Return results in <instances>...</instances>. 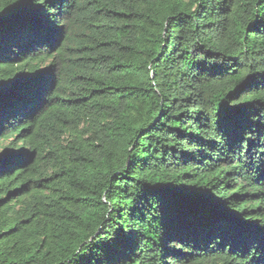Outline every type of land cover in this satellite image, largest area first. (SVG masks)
Here are the masks:
<instances>
[{"label": "trees", "instance_id": "trees-1", "mask_svg": "<svg viewBox=\"0 0 264 264\" xmlns=\"http://www.w3.org/2000/svg\"><path fill=\"white\" fill-rule=\"evenodd\" d=\"M0 264H264V0H0Z\"/></svg>", "mask_w": 264, "mask_h": 264}]
</instances>
